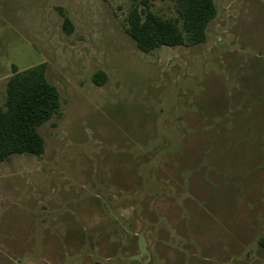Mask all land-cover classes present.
I'll return each instance as SVG.
<instances>
[{"label": "rangeland", "instance_id": "1", "mask_svg": "<svg viewBox=\"0 0 264 264\" xmlns=\"http://www.w3.org/2000/svg\"><path fill=\"white\" fill-rule=\"evenodd\" d=\"M213 1L206 43L146 54L131 0H0V104L45 63L62 107L0 165V264H264V0Z\"/></svg>", "mask_w": 264, "mask_h": 264}, {"label": "trees", "instance_id": "2", "mask_svg": "<svg viewBox=\"0 0 264 264\" xmlns=\"http://www.w3.org/2000/svg\"><path fill=\"white\" fill-rule=\"evenodd\" d=\"M154 1L157 0H131L126 17L125 33L141 52L150 54L164 46L191 47L206 43L207 28L217 15L213 0H168L178 15L175 20H164L154 13L151 9ZM64 24L70 32L72 25L67 16ZM46 73L45 63L24 71L13 67L6 84L5 102L0 104V165L12 155L44 154L45 141L39 128L62 112L59 90L48 81ZM106 80L102 71L93 77L99 86ZM258 244L264 249V237Z\"/></svg>", "mask_w": 264, "mask_h": 264}, {"label": "crops", "instance_id": "3", "mask_svg": "<svg viewBox=\"0 0 264 264\" xmlns=\"http://www.w3.org/2000/svg\"><path fill=\"white\" fill-rule=\"evenodd\" d=\"M14 67V66H13Z\"/></svg>", "mask_w": 264, "mask_h": 264}]
</instances>
